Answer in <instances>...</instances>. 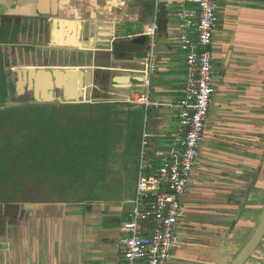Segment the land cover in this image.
Returning a JSON list of instances; mask_svg holds the SVG:
<instances>
[{
	"label": "crops",
	"instance_id": "crops-1",
	"mask_svg": "<svg viewBox=\"0 0 264 264\" xmlns=\"http://www.w3.org/2000/svg\"><path fill=\"white\" fill-rule=\"evenodd\" d=\"M178 7L177 0L159 2L156 70L148 75L146 31L155 0H0L2 70L9 83L27 86L45 103L63 96L122 105L123 120H140V140L145 130L146 159L155 168L180 135L176 105L186 65ZM209 48L214 90L167 264H228L264 207V0H217ZM55 70L64 72L62 87L50 90ZM115 75L131 80L114 85ZM100 88L115 96L96 100ZM143 91H149V103L132 100ZM135 187L118 197L69 204L17 202V216L0 213V264H120L121 223L129 218ZM244 264H264V238Z\"/></svg>",
	"mask_w": 264,
	"mask_h": 264
},
{
	"label": "trees",
	"instance_id": "trees-1",
	"mask_svg": "<svg viewBox=\"0 0 264 264\" xmlns=\"http://www.w3.org/2000/svg\"><path fill=\"white\" fill-rule=\"evenodd\" d=\"M14 91L0 56V206L46 202L21 198L20 192L29 196L44 187L48 191L63 189L65 184L91 191L75 202L99 198L93 192L114 172L105 167L110 160H120L119 168L126 171L119 185L127 193L128 162L139 157L140 120L128 123L121 119L122 105L111 102L9 104ZM120 143L123 150L118 152ZM98 177H103V182Z\"/></svg>",
	"mask_w": 264,
	"mask_h": 264
},
{
	"label": "built area",
	"instance_id": "built-area-1",
	"mask_svg": "<svg viewBox=\"0 0 264 264\" xmlns=\"http://www.w3.org/2000/svg\"><path fill=\"white\" fill-rule=\"evenodd\" d=\"M175 14L181 30L180 49L186 75L183 95L177 102L180 135L175 145L150 166L146 157L148 140L143 130L135 195L129 218L121 223L126 234L120 238V264H167L175 246L174 228L181 215V195L186 191L198 148L204 138L213 93V63L210 47L216 26L217 0H177ZM160 0H155V17L145 50L146 73L156 70L154 36ZM192 2L196 8H187ZM132 100L149 103V91L134 93ZM153 167V172L149 170Z\"/></svg>",
	"mask_w": 264,
	"mask_h": 264
},
{
	"label": "rangeland",
	"instance_id": "rangeland-1",
	"mask_svg": "<svg viewBox=\"0 0 264 264\" xmlns=\"http://www.w3.org/2000/svg\"><path fill=\"white\" fill-rule=\"evenodd\" d=\"M158 40H155V45L157 44ZM154 51H155V48H154ZM156 52L158 53V49H156ZM46 86V84H43L42 87ZM47 89V88H46ZM104 91H107V93L105 94ZM42 91H44V97L45 99H49L51 98V96L49 95V93H46V90H45V87L42 89ZM31 91L26 89L24 90V88L22 86H20V88L17 86L15 87V92H13V98H12V102H10L9 104H19L21 99H32L31 96ZM73 95V94H72ZM94 96H95V99L96 100H102V99H106V96L107 97H114L115 94H114V91L113 90H109V88H100L99 90H95V93H94ZM38 98H35L34 97V102L32 103H45V100H37ZM78 100V99H77ZM75 100V102L73 100H69V101H66L65 98L60 97L57 99V101H59V103H65V104H69V103H81V104H91L92 102H83L82 100ZM92 101H95V100H92ZM48 102V101H47ZM51 102H56L55 100L51 101ZM51 102H48V103H51ZM95 103V102H94ZM134 116H136L134 114ZM120 118L121 119H124L123 118V115L121 114L120 115ZM127 125H129L127 123ZM139 127V125H138ZM143 130V129H142ZM138 132H139V128H138ZM136 134H137V130H136ZM123 143H120L119 146H118V152L122 151L123 150ZM121 160H124L123 156H121L120 158ZM139 161V157L137 156H134L132 161L130 159V162H128V172H130V176H129V179H128V187H129V192L130 193L133 188H134V185L136 184V175H135V168L137 166V162ZM121 165V162L120 160H117V161H114L113 160V163L110 162L105 166L107 169L110 168V170H113L114 172H109L105 177L106 179L104 180L106 183L103 184V186H100L98 187L93 193H95L94 195H97L96 197H118V196H121L124 192L123 190V187H120V181L121 180H125L123 179L125 177V170L124 169H120ZM134 172V173H133ZM100 176V175H99ZM99 178V177H98ZM103 177H100L99 178V182L102 181ZM124 183H122V185H124ZM121 185V186H122ZM67 184H65L63 186V189H58V190H47L45 187L38 190L36 193H33V195H30L29 196H26L28 195L27 192H24V190H22L20 192V194L22 195L21 198H33V199H42L44 201H54V202H65L66 204L68 203H74L76 199L80 198V197H86L87 194H89V192L91 193V191H87V189L85 188H82L80 186H72L70 185V187L67 188ZM127 193V194H128ZM126 194V195H127ZM181 198V197H180ZM60 204V203H59ZM3 212V205L0 206V213Z\"/></svg>",
	"mask_w": 264,
	"mask_h": 264
},
{
	"label": "water",
	"instance_id": "water-1",
	"mask_svg": "<svg viewBox=\"0 0 264 264\" xmlns=\"http://www.w3.org/2000/svg\"><path fill=\"white\" fill-rule=\"evenodd\" d=\"M209 47H200V49L205 50L208 49ZM97 55H102V51H97ZM100 65V64H99ZM98 66V64L95 61V65ZM108 67L109 63L107 62L106 64H101L100 67ZM64 74L63 71H57L55 70L53 72V78H51L48 81L49 89L53 90L54 87H62V81L60 80V77ZM71 74V73H69ZM129 76H123V75H115L112 77V83L114 85H118L120 83H128L130 81ZM69 99V98H68ZM30 204V203H29ZM28 203L25 205H29ZM91 205H86V208L89 209ZM22 206L20 203H4L3 204V214L6 217H14L17 216L19 211L21 210ZM244 208V203L240 205V208L236 212L233 221L236 222L237 219L239 218L242 210ZM264 238V207L258 217V220L256 222V225L248 237V239L245 241V243L239 247L235 253V255L232 257L230 262L228 264H244L245 261L252 256L254 251L257 249L259 246L260 242Z\"/></svg>",
	"mask_w": 264,
	"mask_h": 264
},
{
	"label": "flooded vegetation",
	"instance_id": "flooded-vegetation-1",
	"mask_svg": "<svg viewBox=\"0 0 264 264\" xmlns=\"http://www.w3.org/2000/svg\"><path fill=\"white\" fill-rule=\"evenodd\" d=\"M20 85H21V84H20ZM13 87L15 88L16 85H13ZM19 88H20V87H19ZM23 88H24V90H26V89H27V86H26V87H23ZM14 92H15V91H14ZM31 94H32V93H31ZM30 96H31L32 99H21V100H19L20 103H21V102H26V103H32V102H34L35 100H34V96H33V94L30 95ZM12 98H13V94H11L10 97H9V103L12 102V101H11Z\"/></svg>",
	"mask_w": 264,
	"mask_h": 264
}]
</instances>
